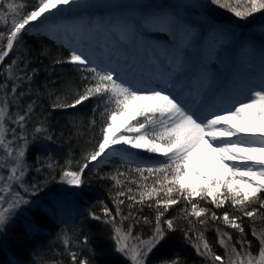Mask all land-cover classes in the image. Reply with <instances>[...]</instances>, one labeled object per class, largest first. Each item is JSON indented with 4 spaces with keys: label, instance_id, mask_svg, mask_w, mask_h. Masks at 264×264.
I'll return each instance as SVG.
<instances>
[{
    "label": "snow or ice",
    "instance_id": "6c2138e0",
    "mask_svg": "<svg viewBox=\"0 0 264 264\" xmlns=\"http://www.w3.org/2000/svg\"><path fill=\"white\" fill-rule=\"evenodd\" d=\"M76 3L77 0H38V5L34 6V10L24 14L18 11L24 8L23 4L0 3V10L7 8V12L0 11V20L7 22L6 17L9 14L12 16L11 27L6 37V48L0 50V62L9 55L14 42L22 32L27 30L31 22L50 13L52 9ZM211 3L222 8L229 7L230 11L240 18L264 12V0H235V4L231 6L222 3L221 0H211ZM117 28L120 29V40L126 44L133 35L139 36L144 29L153 32H167L174 40L179 36L181 47L188 46L195 36L194 30L183 23L181 16L168 9L150 11L136 17L135 20L125 18L117 22ZM0 39H4L3 33H0ZM68 62L90 73V77H84V79L91 83L85 85L84 91L78 93L72 103L60 102L58 97L57 102L52 105L53 108H75L93 96L104 97L106 102L113 105L107 115L106 127L102 128V139L96 148L84 157L85 163L80 165L77 171L63 172V178L68 184L81 185L83 173L89 164L114 155L115 146L119 144L129 146L131 149L146 150L148 153L162 154L166 158V162L158 165L136 166L134 171L138 174L139 180H132L126 173L119 171L112 177L117 185L127 180L129 183H138L141 189L139 200L136 199L135 194L128 195L132 193L130 187L127 193L118 191L117 197L126 196L129 201L139 204L154 202L157 208L156 231L149 241H142L130 247L127 243L128 234H121V229L116 228L117 252L129 255L132 264H146L147 255L165 238V231L160 226L164 212L178 204L180 199L190 205L191 211L188 215L198 218L200 224L206 223L202 217L208 213V209L193 202L196 197L204 200L211 198V203L217 208L228 202L243 217L255 221L261 209H264V124L259 122L264 120V85L249 89L248 101L238 102L231 110L223 114L210 113V118H207L202 114L198 115L196 111L161 90L139 91L133 84L126 83L116 76L115 69L110 65L97 66L83 53L71 51ZM56 63H61V61H56ZM182 68V57H176L175 60L169 58L167 66L169 76L181 72ZM7 71L9 78H12L11 65ZM16 91V87L13 86L11 92L16 93ZM31 110L32 106L29 105L27 113L18 115L14 122L23 128L27 114ZM122 117H128L135 123L126 121L127 126L118 125L117 120ZM9 119H11L9 105L5 99L0 103V147L12 161L7 180L21 181L25 175L23 159L25 148L20 147L14 151L10 146L12 142L7 141L9 131L7 121ZM230 121L238 122L229 124ZM121 127H123V133L117 135ZM35 131L40 133L43 129L38 127ZM20 138L24 139L23 136ZM26 144L27 141H25ZM208 149L218 157L220 168L227 173L226 179L221 175L219 168L212 175H207L203 171L198 155L202 150ZM240 153H245V155H240ZM121 176L124 180L118 178ZM5 189L11 193L8 184H5ZM21 202L26 203L19 193H15L12 198L0 195V226L8 222L12 212ZM117 203L118 205L123 204L124 200H118ZM5 204L7 207L4 206ZM257 204L259 207H253ZM148 206L151 207L152 203ZM129 207L131 208L132 204H129ZM104 211L106 216H111L107 208ZM119 214L118 207L117 215ZM94 218L99 219V217ZM211 219H222L225 225L238 230L241 234L244 233V228L238 222L241 216H230L225 211L222 217H218L215 212H212ZM166 224L169 230L174 228L172 220H167ZM252 235L259 240V259L252 256L250 242H247L246 246L242 239L239 242L240 248L237 249L235 245L228 243L231 237L227 233H224L219 240L225 248L224 256L214 253L210 244L203 240L202 234L203 251L200 246L197 247V251L201 255L209 256L212 264H264V230L259 233L254 230ZM64 242L66 245L70 243L67 238ZM69 257L71 264H89L86 258H79L76 252H69ZM173 264H179L178 260Z\"/></svg>",
    "mask_w": 264,
    "mask_h": 264
},
{
    "label": "trees",
    "instance_id": "16d2710c",
    "mask_svg": "<svg viewBox=\"0 0 264 264\" xmlns=\"http://www.w3.org/2000/svg\"><path fill=\"white\" fill-rule=\"evenodd\" d=\"M20 2L24 5L21 14L34 10L38 5V0ZM226 3L230 5L229 1ZM69 59V51L52 38L27 35L24 31L0 64V84L7 93L10 89L9 93L15 94L11 92L15 86L25 95L19 106L8 101L11 119L7 126L16 124L14 113L24 115L28 106H32L21 132L24 144L27 141L25 159L31 166L26 177L27 187L33 180L51 192L47 198H39L27 207L25 214H16L4 225L0 234V264H71L69 252H76L89 264H130L116 250V228L121 229V234H128L129 246L149 241L156 231L157 208L154 202L139 204L129 201L126 196L117 197L118 191L127 193L130 187L132 193L128 195L135 194L139 200L141 189L138 183L125 180L117 185L112 179L119 171L132 180H139L131 167L116 166L120 165L116 162L99 167L89 164L79 188L58 190L63 172L79 170L85 163L84 157L96 148L102 139L108 112L113 108L106 98L100 96L90 97L75 108L52 107L58 97L60 102L72 103L77 94L84 91L85 85L91 83L84 79L91 74L68 62ZM9 65L12 78L7 71ZM38 127L43 131L37 133L35 129ZM118 178L124 180L123 176ZM118 200H124V203L118 205ZM193 202L208 209L202 217L206 223L200 224L198 218L188 215L191 207L180 199L178 204L164 212L160 226L165 231V238L147 255L146 264H173L177 260L179 264H212L209 256L197 251L198 246L203 251L201 234L217 255H225V248L219 243L224 233L231 237L228 243L237 249L242 239L246 246L250 242V252L254 255L259 240L252 232L264 230V209L253 221L243 217L228 202L220 208L211 203V198L196 197ZM149 203H152L151 207ZM129 204H132L131 208ZM105 208L111 216L105 215ZM225 211L230 216H241L238 222L244 228L243 234L225 225L222 219H211L212 212L222 217ZM167 220L173 221V229L167 228ZM65 238L70 242L67 245Z\"/></svg>",
    "mask_w": 264,
    "mask_h": 264
},
{
    "label": "rangeland",
    "instance_id": "374dc122",
    "mask_svg": "<svg viewBox=\"0 0 264 264\" xmlns=\"http://www.w3.org/2000/svg\"><path fill=\"white\" fill-rule=\"evenodd\" d=\"M230 5L235 4V0H227ZM223 0V3L227 2ZM0 3H15L20 4V0H0ZM243 7V5H241ZM162 9H168L177 12L183 23L194 30L195 36L192 41L186 47H181L180 37L177 36L176 40L167 32H153L144 29L139 36H136L139 40L140 53L135 55L136 61L145 63V57L142 56L144 51L145 42H153L156 47L166 48V54L169 57H175L174 50H177V57L189 58L195 62H198V55L202 54L206 56L205 62L201 66L210 70L211 72L224 73L223 64L227 61L231 63V73L234 76L235 82H243L245 91H249L251 88H257L264 85V12L255 13L250 17L240 18L234 15L230 11L229 7H219L211 3V0H198L196 6H182L174 4L172 0H146L136 3L129 9L114 7L110 9H97L87 13L73 12L70 7L65 9L59 8L57 13L52 14L47 20L41 23L31 22L30 26H27L25 34L27 35H45L52 38L56 43L66 48L69 53L75 50L78 53H83L88 57L90 61L95 62L97 66L107 67L104 63V58L100 55L92 56L91 52L94 47L95 35L99 33V29L106 30L109 34V38L114 41L116 39L110 32L113 28H117V22L128 18L129 20H135L136 17L146 14L150 11H160ZM21 9H18L20 11ZM3 12H7V8H3ZM19 17H17L18 19ZM12 16L9 14L6 17V21L0 20V33L4 34V39H0V50L6 48V37L11 27ZM7 32V33H6ZM119 49L122 52L134 54L130 52L128 45H122L120 42H116ZM77 45V46H76ZM146 50V49H145ZM195 50V52L193 51ZM12 51V50H11ZM10 51V52H11ZM9 52V53H10ZM163 52V50H161ZM114 56V55H112ZM6 58V57H5ZM117 59L116 61H118ZM3 62V61H2ZM0 62V64L2 63ZM161 64L158 60L156 65ZM114 69V67H112ZM127 71L125 76L120 75V71L115 69V75L126 83L134 85L136 76ZM137 72V71H136ZM178 75V73H177ZM7 77V76H6ZM3 78V76H2ZM133 79V80H132ZM141 84L144 82V78H139L138 81ZM163 88H171V84H165L156 82ZM136 87V85H134ZM141 92H148L147 88L136 87ZM156 90V89H155ZM10 92V89H9ZM7 93L6 88L0 84V103L7 99V102L13 103V105H20L21 98L25 97L22 93L16 91L15 94ZM207 94V91L204 93ZM249 94V93H248ZM13 95V96H12ZM184 99V98H183ZM112 105V104H111ZM113 106V105H112ZM194 109L193 106L188 107ZM19 113H14L15 118ZM208 115V114H206ZM206 117V116H205ZM140 119V117H137ZM135 123L128 117L120 118L118 125L127 126L125 123ZM7 141H11V147L15 151L20 147L26 149V145L21 139L22 128L18 123H14L8 126ZM14 130V131H13ZM20 132V136H19ZM123 133V127L120 132L116 133L120 135ZM24 137V136H23ZM115 154L106 156L99 162L91 163L94 167L102 166L103 164H111L112 162L120 163V165L126 168L135 169L136 166L146 165H158L166 162V158L162 154L148 153L146 150L131 149L129 146L119 144L115 146ZM25 175L21 181H8L7 177L10 174V168L12 166L11 158L7 157L6 152L0 147V195L8 196L12 198L15 193H19V196L23 197L26 203L21 202L16 209L12 212L8 222L16 217V214H25L27 207L33 205L39 198H47V195H51L50 190L42 187V185L36 184L32 181V184L27 187V175L31 171L30 164L26 161L24 156ZM34 173H36L34 171ZM221 175L227 178V173L224 170H220ZM34 176H32L33 178ZM5 184H8L11 188V193L5 189ZM79 188L77 185H70L63 178L62 183L58 187L59 191L66 189ZM49 191V192H47ZM56 196L53 198L55 199ZM7 207V205H4ZM8 222L5 224L7 225ZM4 225L0 226V234ZM133 245H130V247ZM260 244L255 250L253 257L259 259ZM128 259L130 264V256L125 253H121Z\"/></svg>",
    "mask_w": 264,
    "mask_h": 264
},
{
    "label": "bare ground",
    "instance_id": "6f19581e",
    "mask_svg": "<svg viewBox=\"0 0 264 264\" xmlns=\"http://www.w3.org/2000/svg\"><path fill=\"white\" fill-rule=\"evenodd\" d=\"M146 0H77L76 4L69 6H61L59 8L70 7L73 12L87 13L100 8L110 9L114 7H121L129 9L138 2ZM174 4L182 6H196L198 0H172ZM58 9H52L50 13H46L45 16L39 18L37 23L44 22L52 14L57 13ZM95 35L94 47L92 49V56L100 55L104 58V63L107 66L114 67V69L120 71L121 76H125L127 71H132L136 76L134 85L136 87L147 88L148 90H161L166 94L175 97L179 102L185 104L187 107L193 106V111H196L198 115H204L210 118V113H221L231 110L238 102H246L249 99V94L245 91L243 82H235V78L231 73V63L227 61L223 64L224 73L211 72L205 67L200 65L205 62L206 56L198 55V62L190 60L184 57L182 71L175 75H168V60L172 58L175 60L177 50H174L175 57H169L166 54V48H158L153 42H145L144 51L141 53L145 57V63H140L135 55L140 53L139 40L135 35L132 36L129 43H124L120 40V29L113 28L111 33H114V38L111 40L106 30L99 29ZM112 35V34H111ZM120 42L122 45H128L130 52L134 54L122 52L116 45V42ZM77 46V45H76ZM163 50V52H161ZM195 52V50H193ZM114 55V56H112ZM177 55V56H176ZM119 59L118 61H116ZM159 61L156 65V61ZM137 71V72H136ZM144 78L143 84L139 78ZM133 80V79H132ZM156 82L171 84L170 89H166L156 84ZM207 91V94L204 93ZM184 98V99H183ZM208 114V115H206ZM120 119L117 120V123ZM238 121H230L231 123H237ZM264 124V120L259 121ZM234 139V138H233ZM215 146V144H213ZM245 155V153H240ZM201 167L207 175H212L216 169L224 170L220 168L219 159L215 153H212L210 149L202 150L198 155ZM239 163V161H236ZM225 171V170H224Z\"/></svg>",
    "mask_w": 264,
    "mask_h": 264
}]
</instances>
